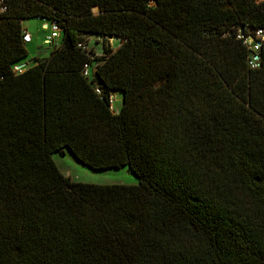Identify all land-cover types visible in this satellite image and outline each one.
Wrapping results in <instances>:
<instances>
[{
	"label": "trees",
	"instance_id": "trees-1",
	"mask_svg": "<svg viewBox=\"0 0 264 264\" xmlns=\"http://www.w3.org/2000/svg\"><path fill=\"white\" fill-rule=\"evenodd\" d=\"M38 17L59 42L17 69ZM261 28L264 0L7 1L0 264H264ZM66 151L138 183L75 181Z\"/></svg>",
	"mask_w": 264,
	"mask_h": 264
},
{
	"label": "rangeland",
	"instance_id": "rangeland-1",
	"mask_svg": "<svg viewBox=\"0 0 264 264\" xmlns=\"http://www.w3.org/2000/svg\"><path fill=\"white\" fill-rule=\"evenodd\" d=\"M98 8H95V12ZM23 26L33 36V42L28 43L26 48L28 50L27 60L33 59L36 56H47L50 53V46L45 44L44 39L47 32V27L44 26V21L38 18H30L24 21ZM92 45L96 47V41H100L98 36L92 38ZM106 42L107 39H104ZM114 48L119 46V43L113 40ZM122 92L116 91L112 94L113 108L120 109L123 104ZM60 170L67 176H70L75 181L88 182L95 184H123L134 185L138 183V178L131 173L128 168L107 169L96 171L89 166L79 162L68 151L65 155L55 153L53 155Z\"/></svg>",
	"mask_w": 264,
	"mask_h": 264
},
{
	"label": "built area",
	"instance_id": "built-area-1",
	"mask_svg": "<svg viewBox=\"0 0 264 264\" xmlns=\"http://www.w3.org/2000/svg\"><path fill=\"white\" fill-rule=\"evenodd\" d=\"M7 1H9V0H0V11L6 10ZM38 19H40V18L38 17ZM46 23H47V25H46L47 33L45 35L44 42H45V44H47L49 46H53V45H55V44H57L59 42L61 28H60L58 22H56V21H49V22H46ZM256 35H257L258 38L264 39V29H262V28L258 29ZM240 37H244V36L241 35ZM92 38L93 37L89 38L90 41L93 40ZM32 39H33L32 34L28 30H25L24 33H23V41L26 42V43H30L32 41ZM113 40H115L118 43L121 42V39H119V38H110V45L113 46V47H114ZM245 43H247L249 45V47L254 52H257L260 49L261 41L256 40L251 35H248V37H246ZM88 46L89 45H87V44L83 45V48L86 49V48H88ZM114 49H116V48H114ZM97 55H101V52L97 53ZM258 59H259L258 55H255L254 57H252L250 63H251V66L253 68H256V67L259 66ZM16 68L20 69L19 66L16 67ZM94 69L95 68L93 66H90L89 64H85L84 65V69H83V73H84L85 76H91L92 73L94 72Z\"/></svg>",
	"mask_w": 264,
	"mask_h": 264
},
{
	"label": "crops",
	"instance_id": "crops-1",
	"mask_svg": "<svg viewBox=\"0 0 264 264\" xmlns=\"http://www.w3.org/2000/svg\"><path fill=\"white\" fill-rule=\"evenodd\" d=\"M46 25H47V23L44 21V26L46 27ZM47 33V32H46ZM33 37V36H32ZM33 42V39H32V41L30 42V43H32ZM31 60V59H30ZM28 61L29 60H27V58L25 59V61H22L20 64H19V66H21L22 65V67L27 63V64H30V63H28ZM116 110V109H115Z\"/></svg>",
	"mask_w": 264,
	"mask_h": 264
},
{
	"label": "water",
	"instance_id": "water-1",
	"mask_svg": "<svg viewBox=\"0 0 264 264\" xmlns=\"http://www.w3.org/2000/svg\"><path fill=\"white\" fill-rule=\"evenodd\" d=\"M257 58H258V57H257ZM32 61H33V59L29 60L28 63H32ZM21 67H22V65L19 66V68H21Z\"/></svg>",
	"mask_w": 264,
	"mask_h": 264
}]
</instances>
